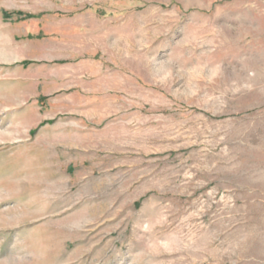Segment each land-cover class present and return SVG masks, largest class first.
<instances>
[{"label": "rangeland", "instance_id": "rangeland-1", "mask_svg": "<svg viewBox=\"0 0 264 264\" xmlns=\"http://www.w3.org/2000/svg\"><path fill=\"white\" fill-rule=\"evenodd\" d=\"M0 264H264V0H0Z\"/></svg>", "mask_w": 264, "mask_h": 264}]
</instances>
